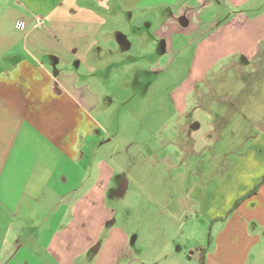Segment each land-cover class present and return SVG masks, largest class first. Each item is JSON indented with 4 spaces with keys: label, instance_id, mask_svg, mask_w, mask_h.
<instances>
[{
    "label": "crops",
    "instance_id": "obj_1",
    "mask_svg": "<svg viewBox=\"0 0 264 264\" xmlns=\"http://www.w3.org/2000/svg\"><path fill=\"white\" fill-rule=\"evenodd\" d=\"M262 38L264 0H0V264H76L91 251L90 264H103L106 245H94L110 233L106 264L132 254L97 205L107 203L116 172L99 157L107 152L106 115L115 105L111 83L121 70L131 78V68L149 55L161 81L175 69L172 55L185 39L184 47L196 48L190 94L201 83L210 94L219 89L218 100L231 102L235 123H243L231 128L235 160L217 180L199 171L204 180L181 197L187 216L179 219L210 225L189 260L264 264V103L256 106L241 92L229 98L224 87L229 73L250 75L252 84L264 72L227 64L219 87L207 81L216 53L253 61L264 50ZM130 83L123 77L121 89Z\"/></svg>",
    "mask_w": 264,
    "mask_h": 264
},
{
    "label": "rangeland",
    "instance_id": "obj_2",
    "mask_svg": "<svg viewBox=\"0 0 264 264\" xmlns=\"http://www.w3.org/2000/svg\"><path fill=\"white\" fill-rule=\"evenodd\" d=\"M185 43L189 44L188 39L176 45L174 50L183 48L172 55V60H176L175 69L164 73L161 81L156 79L155 68L150 67L156 59L149 55L147 61L131 68V78L121 70L111 83L115 105L105 114V125L110 135L103 145L107 152L99 153V157H103L116 172L109 182L107 203L102 201L97 205L101 219L119 232L124 248L132 253L123 255L120 264H196L195 260H189L188 254L209 238L210 225L194 228L193 222L184 223L179 219L181 214L183 218L187 216L181 213V197H185L198 180L219 179L224 168L236 157L230 150L234 142L231 128L237 132L243 128V123H235L236 113L231 102L218 100L219 89L216 94H210L207 86L201 83L193 87V94H190L188 73L196 48L184 47ZM261 46L264 49V38ZM263 51L253 61L232 55L225 58L216 53L211 57L214 66L207 81L219 87L218 73L227 64L244 63L264 72ZM145 64L146 68L140 67ZM137 75H141L143 81L136 80ZM239 76L229 73L224 81L228 97L234 98L241 92L242 97H248L256 106H261L264 103V75L253 77L252 84L248 81L250 75ZM123 77L126 82L131 79L127 91L121 89ZM204 92L207 93L205 98L200 97ZM220 116H226L227 121L218 123ZM188 125L190 129H185ZM182 126L185 127L183 130ZM190 132H194L196 141L192 149L187 145L192 138ZM97 162L94 160L93 172ZM187 163H190L189 167ZM202 170L204 179L198 175ZM91 179L94 183L96 177ZM109 235L98 236L94 245H106L101 259L103 264L109 261V252L113 249L112 243L107 244L106 241ZM92 252L77 257L75 263L90 264Z\"/></svg>",
    "mask_w": 264,
    "mask_h": 264
},
{
    "label": "trees",
    "instance_id": "obj_3",
    "mask_svg": "<svg viewBox=\"0 0 264 264\" xmlns=\"http://www.w3.org/2000/svg\"><path fill=\"white\" fill-rule=\"evenodd\" d=\"M243 198H244V197H243ZM243 198H241V199L239 200V202H240ZM239 202H238V203H239Z\"/></svg>",
    "mask_w": 264,
    "mask_h": 264
}]
</instances>
